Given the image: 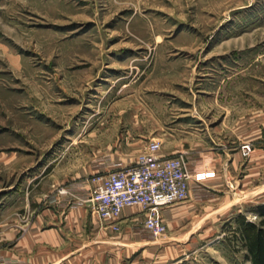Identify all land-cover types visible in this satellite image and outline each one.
<instances>
[{"label": "rangeland", "instance_id": "374dc122", "mask_svg": "<svg viewBox=\"0 0 264 264\" xmlns=\"http://www.w3.org/2000/svg\"><path fill=\"white\" fill-rule=\"evenodd\" d=\"M178 106L213 152L195 187L211 209L157 238L137 222L127 258L111 235L110 264H250L234 219L264 205V0H0V187L52 195L134 164L137 119L160 133Z\"/></svg>", "mask_w": 264, "mask_h": 264}, {"label": "crops", "instance_id": "0c3cea01", "mask_svg": "<svg viewBox=\"0 0 264 264\" xmlns=\"http://www.w3.org/2000/svg\"><path fill=\"white\" fill-rule=\"evenodd\" d=\"M201 120L191 108L184 106L176 108L172 119L166 123V127L163 126L164 129L161 128L160 133L157 120L150 119L148 127H141L139 123L144 121L137 119V138L145 139L140 141L146 146L150 141H158V156L187 154L191 174L188 199L162 210L163 222L167 225L174 224L177 217L185 214L196 216L197 211L201 213L211 209L206 205L211 199L195 190L196 186L202 184L201 173L209 166L208 159L213 154L206 146ZM107 163L108 165L99 166L95 171L104 173L128 166L121 159ZM87 179L66 181L59 186L85 195L90 188ZM28 184L29 181L26 186ZM13 186V180H5V186L0 187V264H94L95 253L100 257L98 260H101L98 264H110L111 235L118 239L112 248L128 252L124 256L127 258L137 252V222L147 231L140 207L124 208L116 221L120 231L114 233L110 221L100 219L84 206H69L56 192L48 195L51 189L47 191L41 188V192L30 196L28 187L25 191L18 188L21 191L18 195ZM53 198L56 200L53 201ZM221 211L222 208L219 207L217 212ZM211 214H215V210ZM147 233L149 235L150 232ZM168 239L184 241V238Z\"/></svg>", "mask_w": 264, "mask_h": 264}, {"label": "built area", "instance_id": "2783aa9c", "mask_svg": "<svg viewBox=\"0 0 264 264\" xmlns=\"http://www.w3.org/2000/svg\"><path fill=\"white\" fill-rule=\"evenodd\" d=\"M159 149L158 141H150L134 164L88 178L90 188L85 195L64 186L56 190V195L69 206H84L110 221L115 230L124 208L140 207L144 228L153 237H160L165 232L162 210L188 199L191 174L183 155L160 157Z\"/></svg>", "mask_w": 264, "mask_h": 264}, {"label": "trees", "instance_id": "16d2710c", "mask_svg": "<svg viewBox=\"0 0 264 264\" xmlns=\"http://www.w3.org/2000/svg\"><path fill=\"white\" fill-rule=\"evenodd\" d=\"M258 224L249 221L243 214L235 216L238 240L245 250V259L250 264H264V205L255 208Z\"/></svg>", "mask_w": 264, "mask_h": 264}]
</instances>
